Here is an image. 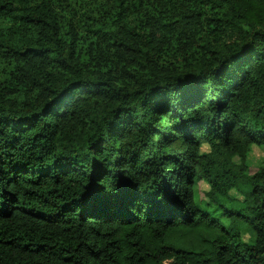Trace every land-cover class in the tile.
Segmentation results:
<instances>
[{
    "label": "trees",
    "instance_id": "trees-1",
    "mask_svg": "<svg viewBox=\"0 0 264 264\" xmlns=\"http://www.w3.org/2000/svg\"><path fill=\"white\" fill-rule=\"evenodd\" d=\"M55 5L0 0V264H264V0Z\"/></svg>",
    "mask_w": 264,
    "mask_h": 264
},
{
    "label": "rangeland",
    "instance_id": "rangeland-1",
    "mask_svg": "<svg viewBox=\"0 0 264 264\" xmlns=\"http://www.w3.org/2000/svg\"><path fill=\"white\" fill-rule=\"evenodd\" d=\"M102 0H54L55 6L59 11L64 14H67L69 17L73 18L79 25H83L86 15L88 14L87 10H90L93 6L99 4ZM104 2V0H103ZM84 12V13H83ZM4 24V21L0 18V25ZM6 62L0 60V74L2 72L3 66ZM237 163H240V159H236ZM248 173L254 174L264 167V148L262 146L254 145L251 147V150L248 153L247 161ZM209 184L203 180L198 179L196 183V196L197 200L201 204H205L210 199L207 196L209 190ZM244 191L245 188H242ZM232 204H239L243 200V194L241 191L232 190L231 191ZM215 204H213V207ZM244 238L248 239L250 233L243 229Z\"/></svg>",
    "mask_w": 264,
    "mask_h": 264
},
{
    "label": "clouds",
    "instance_id": "clouds-1",
    "mask_svg": "<svg viewBox=\"0 0 264 264\" xmlns=\"http://www.w3.org/2000/svg\"><path fill=\"white\" fill-rule=\"evenodd\" d=\"M165 264H168V262H167V261H165Z\"/></svg>",
    "mask_w": 264,
    "mask_h": 264
}]
</instances>
